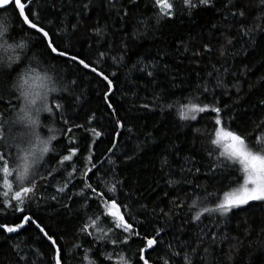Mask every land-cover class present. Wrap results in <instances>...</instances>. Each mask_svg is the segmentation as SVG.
Returning <instances> with one entry per match:
<instances>
[{"label": "snow or ice", "instance_id": "6c2138e0", "mask_svg": "<svg viewBox=\"0 0 264 264\" xmlns=\"http://www.w3.org/2000/svg\"><path fill=\"white\" fill-rule=\"evenodd\" d=\"M141 3L0 0V235L19 239L31 229L40 242H14L17 264H218L221 246L236 239L223 227L234 210L254 202L264 204V117L258 124L259 135L249 139L237 123L239 82L231 86L227 82L229 74L236 75L230 72L229 60L247 56L264 36V0H179L182 17L205 10L219 15L220 24L212 25L211 36L221 41L219 50L211 43L192 48L191 41L181 40L174 49H159L152 58L129 61L132 49L149 31L160 32L177 15L176 0H151L145 9L158 10L147 20L140 16L133 22L131 13ZM17 31L19 36L14 35ZM214 53L221 61L219 67L212 62ZM189 54L197 67L209 61L208 79L198 82L199 95L188 103L165 104L156 91L161 76L175 81V75H167L170 65ZM129 63L122 82L125 92L115 81L120 79L119 69ZM113 67L116 70L109 71ZM249 70L245 66L242 74ZM134 73L140 74L142 83ZM86 79L100 97L102 110L84 111L89 102ZM233 89L237 98L232 104L223 103L222 97H231ZM142 90L151 92V102L145 96V102L133 103L137 111L159 109L163 114L178 107L179 120L188 122L190 129L198 119L211 125L204 148L206 170L202 172L195 155H188L179 179L170 166L165 172L167 187L175 190L226 172L232 182L225 190L205 189L187 205L178 196L168 199L170 192L163 191L160 201L167 199V210L149 208L147 197L142 200L125 191L127 177H121V165L132 161L144 145L137 144L132 153L121 151L123 132L131 135L133 130L120 115L123 105H117L113 97L130 92L139 99ZM257 107L264 108V100ZM81 133L89 141L86 151L79 146ZM106 137L110 147L98 153L96 147ZM151 137L148 133L146 142ZM165 166L166 156L161 169ZM145 191L141 189L140 195ZM74 202L80 205L76 209L79 223L73 233L76 242L69 244L66 230L46 224L41 209L55 207L71 213ZM136 240L142 246L129 255ZM152 253L157 255L150 259Z\"/></svg>", "mask_w": 264, "mask_h": 264}, {"label": "trees", "instance_id": "16d2710c", "mask_svg": "<svg viewBox=\"0 0 264 264\" xmlns=\"http://www.w3.org/2000/svg\"><path fill=\"white\" fill-rule=\"evenodd\" d=\"M51 3L52 0H49ZM171 2V0H169ZM145 3L151 4V0H142L139 8L131 13L132 21L135 22L137 17L151 16L156 12L157 8L145 9ZM180 3L176 0V18L170 22L163 24L161 31L153 34L149 31L146 38L139 42L138 46L134 47L128 56L129 61H136L139 57L152 58L159 49L168 51L174 49L175 45L181 41H191L190 47L199 48L202 43H211L214 50H219L221 41L218 39H211L213 24H220L219 15L213 11H198L192 17L180 16ZM8 15V13H5ZM83 31V30H82ZM140 31H144L141 27ZM14 35L19 36L20 33L14 32ZM217 35L219 33L217 32ZM236 35L235 32L232 33ZM212 62L217 67L220 66L221 61L215 58V53ZM247 66L249 71L242 74V69ZM62 67V65H60ZM230 72L236 73L235 76L229 74L227 82L231 86L233 81L239 82L241 88L240 92V111L238 112L239 130L249 135V139L253 135H259L258 124L261 117H264V108L257 107L261 100H264V36H260L254 49H250L247 56L237 55L234 59L229 60ZM131 68V63L126 67H121L118 71L119 80H116L118 86L125 88L123 80L128 76V70ZM116 70L114 67L109 71ZM211 64L208 60H204L199 67L192 62L190 54L188 58L180 57L178 60L170 65V72L167 75H175L176 80L170 81L161 76V84L156 88V91L163 97L165 104L179 102L180 104L188 103L192 97L199 95L197 91V84L203 83L208 79L206 73L211 71ZM196 73H200L199 76ZM137 82L142 83L139 73L133 74ZM87 91L85 98L89 101L84 105V111L89 109L102 110L100 97L96 95L95 88H93L86 79L84 82ZM175 83L176 87H171ZM3 86V78L0 77V87ZM148 96V102H151L150 91H140L139 99L133 96L130 92L123 94L118 92L113 97L117 105H123L120 115L125 117L127 126L132 128L130 135L127 130L123 132V137L120 141L124 147L121 151H128L132 153L137 144L144 145L142 151H137L135 158L127 165H121V177H127V187L125 191L134 192L140 196L142 200L147 197L146 202L149 208L157 207L167 210V199L161 203L160 196L163 191H169L171 199L179 197L185 204H191L198 195L203 193L205 189L208 192L215 190H225L232 182V177L225 173H218L215 179H205L201 177L198 181H193V185L184 184L178 186L175 190H171L165 183V172L170 169L175 173L176 179L180 178V167L184 162V158L188 155H195L200 163L202 172L207 168V157L204 153L206 147V137L211 131V125L206 120H199L191 122L192 128L188 127V122L180 121L178 117V107L171 111H165L163 114L159 109L155 111H137L133 108V103L136 105L145 102L144 97ZM236 92L233 89L231 97H222L223 103L232 104L233 99H236ZM129 108H133L128 112ZM247 110L246 112L244 110ZM83 119V116L80 117ZM148 133H152V137L146 142ZM79 146L86 151L88 140L83 138L81 133ZM107 147H110L108 138L103 139V143H98L96 151L98 153L104 152ZM167 157L168 166L161 169V161ZM198 183L199 188L194 185ZM155 191H151L152 187ZM145 191L144 195H140V190ZM54 192V189H50ZM78 203L72 204V212L58 211L55 207L42 208L41 214L44 217L45 223L49 224L54 230H66V239L69 244L76 242L73 233L78 226L76 219V209L79 208ZM208 206H212L209 204ZM184 215V213H182ZM186 218V216H185ZM3 222V221H0ZM180 220H176V224H180ZM207 223V221H205ZM222 227V225H218ZM226 232L230 237L236 239H229L221 246L218 252V264H264V204L254 202L249 206L234 210V214L227 226ZM27 239L29 243L35 241V232L29 229L24 231L19 239L14 237L13 240H8L5 235H0V264H17V255L13 252L11 245L19 240ZM39 245V241H35ZM234 245V246H233ZM142 244L139 240L131 243L128 254L136 251ZM231 246V247H230ZM85 248L90 247L89 244L84 245ZM43 250V249H42ZM111 249H109L110 251ZM27 251V249H25ZM83 253L81 252V255ZM148 255V253H146ZM157 254L152 253L151 258H155ZM35 258V257H33Z\"/></svg>", "mask_w": 264, "mask_h": 264}]
</instances>
